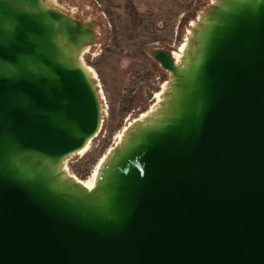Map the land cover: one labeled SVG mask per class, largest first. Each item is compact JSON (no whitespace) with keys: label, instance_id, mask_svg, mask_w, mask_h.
<instances>
[{"label":"water","instance_id":"obj_1","mask_svg":"<svg viewBox=\"0 0 264 264\" xmlns=\"http://www.w3.org/2000/svg\"><path fill=\"white\" fill-rule=\"evenodd\" d=\"M56 4V3H55ZM51 0H0V264H264V0H214L92 188L96 32Z\"/></svg>","mask_w":264,"mask_h":264},{"label":"rangeland","instance_id":"obj_2","mask_svg":"<svg viewBox=\"0 0 264 264\" xmlns=\"http://www.w3.org/2000/svg\"><path fill=\"white\" fill-rule=\"evenodd\" d=\"M212 1L79 0L69 6L83 9L84 16L98 19L101 24L85 61L95 74L104 101L101 131L85 152L69 159L72 174L84 181L92 178L123 127L149 109L155 99L150 101L146 90L160 91L169 76L150 51L164 47L177 50L191 22ZM123 106L127 110L121 113Z\"/></svg>","mask_w":264,"mask_h":264},{"label":"flooded vegetation","instance_id":"obj_3","mask_svg":"<svg viewBox=\"0 0 264 264\" xmlns=\"http://www.w3.org/2000/svg\"><path fill=\"white\" fill-rule=\"evenodd\" d=\"M76 1H79V0H69V1L68 0H51V3H52V6H54V7H56L58 5L62 6L60 8V10H62L65 13L72 14L80 22H82L85 25H87L90 30L95 31L96 32V36L94 37V40H96L98 35H99V32H98L97 28L101 29V24H99V22L97 21L98 19L96 20L95 18L84 16L83 15L84 14L83 9H80L79 6L78 7H79L80 10H75L74 8L69 9V6L71 4L75 5L74 2H76ZM210 5H208L207 8ZM94 40H93V42H94Z\"/></svg>","mask_w":264,"mask_h":264},{"label":"bare ground","instance_id":"obj_4","mask_svg":"<svg viewBox=\"0 0 264 264\" xmlns=\"http://www.w3.org/2000/svg\"><path fill=\"white\" fill-rule=\"evenodd\" d=\"M96 75H97V74H96ZM120 132H121V131H120ZM119 134H120V133H119ZM119 134H118V136H119ZM89 145H90V144H89ZM89 145L86 146V148L83 150V152H85V151L88 149ZM99 163H100V161H99ZM99 163L97 164V166H96V168H95V171H94V174H93L92 178H90V179H88V180H86V181H84V180H82V179H79L78 177H77V178H78L79 180H81L85 185H87L88 187L92 188L93 185H94V179H95V175H96V171H97V168H98V166H99Z\"/></svg>","mask_w":264,"mask_h":264},{"label":"trees","instance_id":"obj_5","mask_svg":"<svg viewBox=\"0 0 264 264\" xmlns=\"http://www.w3.org/2000/svg\"><path fill=\"white\" fill-rule=\"evenodd\" d=\"M121 110H122L121 113H124L127 110V107L126 106H123Z\"/></svg>","mask_w":264,"mask_h":264},{"label":"built area","instance_id":"obj_6","mask_svg":"<svg viewBox=\"0 0 264 264\" xmlns=\"http://www.w3.org/2000/svg\"><path fill=\"white\" fill-rule=\"evenodd\" d=\"M101 93H102V91H101ZM103 103H104V101H103Z\"/></svg>","mask_w":264,"mask_h":264}]
</instances>
